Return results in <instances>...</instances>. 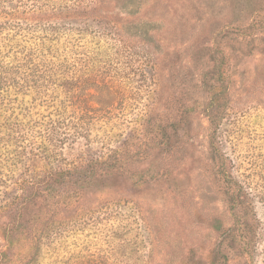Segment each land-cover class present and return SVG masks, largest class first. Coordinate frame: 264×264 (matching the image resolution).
I'll return each mask as SVG.
<instances>
[{
    "label": "rangeland",
    "instance_id": "1",
    "mask_svg": "<svg viewBox=\"0 0 264 264\" xmlns=\"http://www.w3.org/2000/svg\"><path fill=\"white\" fill-rule=\"evenodd\" d=\"M18 3L4 35L31 63L12 103L28 151L2 155L0 264H264V0ZM199 43L225 56L194 61ZM220 61L215 86L201 84ZM51 122L69 128L39 141ZM212 136L250 206L227 201ZM80 166L94 178L45 188L15 217L29 182ZM253 217L247 251L233 249L231 234ZM4 230L17 232L11 247Z\"/></svg>",
    "mask_w": 264,
    "mask_h": 264
},
{
    "label": "trees",
    "instance_id": "2",
    "mask_svg": "<svg viewBox=\"0 0 264 264\" xmlns=\"http://www.w3.org/2000/svg\"><path fill=\"white\" fill-rule=\"evenodd\" d=\"M19 0H0V166L2 164V155L4 151H8L10 148L13 149L17 154L23 151H28L27 148V137L29 130L25 128L24 118L15 114L13 102L22 104L20 97L26 92L23 90L27 86L28 82V73L30 67V61L26 54L23 53L21 46H15L12 39L9 37L11 33L5 34V30L10 28L5 19L14 18L15 15L20 12V3ZM14 2H16L14 4ZM3 19V20H2ZM11 29V28H10ZM20 31V29L18 30ZM190 47H192L190 45ZM193 56L194 61H201L202 58L208 56V58L213 59L215 54L221 51V56H225L223 50H219L217 45H205L202 43L196 44L193 46ZM215 60V58H214ZM219 63L214 62L210 68H208L201 78V84H206L208 88L215 86L216 80L218 77H221V68ZM217 74V78H216ZM98 82L97 85L100 88H110L111 80H104ZM221 79V78H219ZM15 89V97L12 98L10 90ZM82 103V102H81ZM83 104V103H82ZM83 111L85 107H80ZM210 108H212L210 106ZM209 107L206 108L205 112L210 118V122L213 123V118L210 117ZM87 110V109H86ZM28 128L32 129L33 126L27 124ZM42 130L39 131L38 139L39 141H56L57 137H62L68 129V124L58 125L57 123L51 122L48 125L41 126ZM60 129V130H59ZM37 133V132H36ZM66 138L59 140L63 143ZM34 144V143H33ZM33 144L31 145L33 147ZM32 147L30 149H32ZM209 149L210 157L216 163L217 173L222 177L225 184L228 186L226 192L227 201L232 205V208H241L250 206L248 201V194L243 192L242 186L231 176L229 169L227 168V162L225 154L220 148L219 144L216 142L214 136L209 140ZM87 175L95 176L93 171L89 172L83 167H77L75 169H60L55 171L46 172L38 182L32 183L29 182L28 187L26 188L21 200L17 204V208L13 210L15 217H22L25 210L33 208L39 201V196L42 194V190L45 188H55L62 187L64 185H74L76 187H83L80 183L88 179ZM111 175H116L115 173H100L98 174L99 179L109 180L113 177ZM91 179V178H90ZM254 217L250 220L247 218L243 225L238 228L236 233L231 234L229 246L233 249L238 248L239 250H245L247 242H244L243 239L247 237L246 234H251L255 236L256 234V225ZM252 222V223H251ZM249 223V224H247ZM247 225V226H246ZM11 229H8V231ZM5 230L3 235L6 238L7 244L11 247L15 243L16 233H11ZM241 237V238H239ZM251 242V241H249ZM225 257V263L227 262V257ZM9 258L7 252H0V263L5 262Z\"/></svg>",
    "mask_w": 264,
    "mask_h": 264
}]
</instances>
